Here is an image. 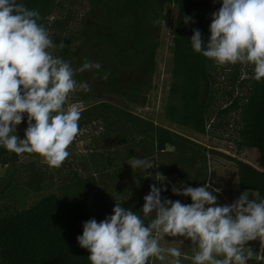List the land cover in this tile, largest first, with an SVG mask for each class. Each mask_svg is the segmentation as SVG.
Masks as SVG:
<instances>
[{
  "label": "trees",
  "instance_id": "16d2710c",
  "mask_svg": "<svg viewBox=\"0 0 264 264\" xmlns=\"http://www.w3.org/2000/svg\"><path fill=\"white\" fill-rule=\"evenodd\" d=\"M80 1L88 5L82 14L77 12ZM17 2L39 12L38 23L57 44L55 56L74 70L86 60L101 67L74 75L77 83L86 82L91 89L69 98L86 104L79 131H94L92 149L77 169L59 173L56 181L36 161L22 162L39 155H17L0 145V166L7 168L0 178V197L21 187L42 195L27 209L0 214V264H91L90 253L77 240L84 222L103 221L120 203L147 226L155 214L144 217L142 208L152 185L162 189V201L191 204V197L175 195L172 188L207 184L210 156L218 151L202 139L213 137L219 128L235 130L237 152H257L256 165L227 158L237 165L241 192L252 193L250 200H264V79L253 78L252 65L221 66L193 50L194 29L205 44L210 38L213 10L208 0ZM65 11L68 17L56 19ZM185 17L191 19L185 23ZM172 18V51L164 79L160 58ZM106 73L108 78L103 79ZM161 78L158 119L134 111L136 105L154 106ZM232 116L236 118L231 124ZM27 126L25 114L16 126L20 139ZM134 159H149L158 167L132 169ZM157 174L166 179L159 181L162 177ZM49 189L54 190L46 193ZM247 264H264V258H248Z\"/></svg>",
  "mask_w": 264,
  "mask_h": 264
},
{
  "label": "clouds",
  "instance_id": "9594fccd",
  "mask_svg": "<svg viewBox=\"0 0 264 264\" xmlns=\"http://www.w3.org/2000/svg\"><path fill=\"white\" fill-rule=\"evenodd\" d=\"M190 19L185 17V23ZM39 20L37 10L17 0H0V145L17 155H39L49 167L59 168L79 134L81 110L69 98L91 90L86 82L77 83L75 72L99 70L101 65L86 60L74 70L54 56L49 49L57 44ZM191 46L221 66L252 65L253 78L264 79V0H222L212 14L208 42L194 29ZM107 78L106 73L103 79ZM25 114L28 126L20 139L16 126ZM130 165L158 167L149 159H134ZM157 175L162 177L159 181L166 179ZM209 187L173 186L175 195L191 197L192 203L185 205L162 201V189L152 185L142 208L144 217L155 214L147 226L140 215L117 203L110 217L84 222L78 243L90 253L91 264H148L150 258L164 261L168 256L174 258L171 264H181L180 249L163 248L154 236L163 233L190 239L197 246L193 264H245L253 255L250 248L245 255L246 243L264 242V200H250L245 191L231 205L218 206Z\"/></svg>",
  "mask_w": 264,
  "mask_h": 264
},
{
  "label": "rangeland",
  "instance_id": "374dc122",
  "mask_svg": "<svg viewBox=\"0 0 264 264\" xmlns=\"http://www.w3.org/2000/svg\"><path fill=\"white\" fill-rule=\"evenodd\" d=\"M211 4L213 13L217 12L219 8L222 6V0H208ZM80 7H78L77 12L82 14L88 8L87 3L80 1ZM68 11H65L63 15H60L58 18V14L56 15V19H64L68 17ZM174 16V13H173ZM173 23V18L171 22H169V26L167 27L166 34H164V52L161 55L160 67L162 70V78H166V71L168 68L169 57L171 54V27ZM74 26L73 28H75ZM72 28V29H73ZM165 28V24H164ZM74 30V29H73ZM49 51L55 56L56 49H49ZM161 78V82L159 84V99L157 102H154V106L152 108H146L142 106H133L132 108L139 114H143L149 116L151 118L155 117V120L158 119L159 109L161 106V89L163 85V81ZM164 78V79H165ZM71 102V99L69 100ZM80 107L82 111L86 104L83 103H75ZM236 118V116H234ZM234 118L229 120L231 124L234 121ZM93 129H85L79 131V134L76 136L74 142L68 148L70 155L63 162L62 166L59 168L49 167L46 161L42 157L35 158H23L22 162L29 163L31 161H36L40 165L44 166L51 173L55 175V180L58 181V175L61 173L64 175L65 173L70 172L72 169H77L80 164L85 161L89 155V151L92 149L91 136L93 134ZM237 140V134L234 129L227 128H219V130L213 134V137L203 138L202 142L212 147L216 151H218V155L210 156L209 161V170H208V181L207 184L210 185L209 191H212V194L217 197V205H231L234 201H236L240 195L242 194L239 187V177H238V168L235 162L230 160L227 157L238 158L240 160H244L253 165H256L257 160V152L256 151H242L237 152L236 146L234 142ZM7 168L0 166V178H4L6 175ZM17 184L20 186V173H17ZM21 187V186H20ZM115 189L114 186H111ZM214 189H219V191H213ZM54 189H49L46 193L53 191ZM249 193V192H248ZM252 193H249V197L252 196ZM42 195H33L27 189L18 188L17 191L11 193L10 196H5L4 198L0 197V214L5 215L10 210H23L31 207L35 203H37L41 199ZM115 197V193H114ZM156 238L161 247L169 248L176 247L180 249L182 255L180 257L181 264H193L192 257L198 251V248L195 244L192 243L190 239H186L184 237H169L163 233H157ZM246 251L245 255H247V248H250L253 252V255L250 258H264V242H261L259 239L248 241L245 245ZM223 258V257H218ZM174 258L168 256L164 261L157 260L155 258L152 259V264H171ZM247 262V259H246Z\"/></svg>",
  "mask_w": 264,
  "mask_h": 264
},
{
  "label": "crops",
  "instance_id": "0c3cea01",
  "mask_svg": "<svg viewBox=\"0 0 264 264\" xmlns=\"http://www.w3.org/2000/svg\"><path fill=\"white\" fill-rule=\"evenodd\" d=\"M245 264H247V262H245Z\"/></svg>",
  "mask_w": 264,
  "mask_h": 264
}]
</instances>
